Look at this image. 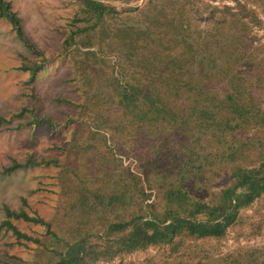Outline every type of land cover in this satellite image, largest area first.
Returning <instances> with one entry per match:
<instances>
[{
	"label": "trees",
	"instance_id": "trees-1",
	"mask_svg": "<svg viewBox=\"0 0 264 264\" xmlns=\"http://www.w3.org/2000/svg\"><path fill=\"white\" fill-rule=\"evenodd\" d=\"M131 1L80 0L71 21L85 24L68 30L61 49L81 56V80L90 82L85 107L87 103L98 107L103 101L108 108L120 106L127 122L138 127L127 131L130 134L152 132L142 130L147 123L176 125L174 129L182 133L174 137L178 159L141 157L138 170L123 166L118 155L123 151L100 129L106 121L100 111L92 116L95 126L87 127L85 138L71 140L63 160L32 152L23 160L13 158L0 173L59 164L57 198L50 216L33 208L25 196L18 208L4 205L0 230L9 231L15 243L25 248L28 240L34 243L28 264H97L149 245L169 244L176 249L184 237H221L239 210L264 194V137L246 134L250 128H264V95L251 90L248 79L249 72L264 67V57H256L264 50L253 27H264L256 8L242 0H234L236 5L207 1L204 7L209 10L202 15L203 0H145L142 5ZM115 2L128 5L119 9ZM123 11H134L136 17H119ZM198 15L211 20L206 33L212 46L205 34L194 33L191 22ZM0 17L9 21L26 45L42 53L24 30L11 0H0ZM94 44L107 54H98ZM41 60L20 65L31 70L29 81L41 68ZM216 84L222 86L215 89ZM106 86L113 87L111 95ZM56 99L70 101L63 96ZM26 111L33 115L30 122L44 118L59 124L25 105L11 117ZM10 121L0 114V126ZM208 143L212 148L205 149ZM248 148L256 151L257 163L238 161ZM216 158L232 161L229 182L213 200L194 195L187 181L203 174L205 163ZM167 171L172 172L170 181L163 177ZM152 195V201H146ZM15 219L39 223L44 229L31 234ZM253 258L255 249L248 254L249 264Z\"/></svg>",
	"mask_w": 264,
	"mask_h": 264
},
{
	"label": "rangeland",
	"instance_id": "rangeland-1",
	"mask_svg": "<svg viewBox=\"0 0 264 264\" xmlns=\"http://www.w3.org/2000/svg\"><path fill=\"white\" fill-rule=\"evenodd\" d=\"M11 1L22 17L24 30L42 53L26 45L16 36L9 21L0 17V114L11 118L9 124L0 126V168L11 162L13 158L23 160L30 152L45 157L54 156L58 161L63 160L67 151L71 149V140L74 138L83 140L88 131L87 127L95 126L92 116L96 111H100L106 118L100 129L108 133L110 140L115 141L123 151L122 154L118 153L122 156L123 166L138 170L137 160L141 157L151 160L153 157L164 156L169 158V162L178 159L176 148L179 146L174 137L177 138L182 133L174 129L176 125L154 126L147 123L142 130L148 131L147 129L150 128L152 132L130 134L127 131L138 130V127L127 122V116L121 113L120 106L113 105L108 108L104 101L100 102L98 107H92L88 103L86 107L84 106L90 82L85 83L81 80L84 70L81 56L76 53L73 56L71 49H67V52L61 49V43L68 30L75 25L85 24L84 21L74 23L71 21L73 14L79 10L80 0ZM144 1L132 0L129 4L142 5ZM203 1L200 6L203 10L202 15L209 10L204 7L207 1L236 5L234 0ZM242 1L256 8L258 17L264 25V0ZM115 4L119 9L128 5L121 2ZM233 8L237 10L236 6ZM126 15L136 17L134 11H123L119 17ZM199 15L191 22L194 33L199 36L205 34L211 44L212 38L206 33V27L211 20L200 19L202 15ZM116 26H121V23ZM253 27L258 33L259 40L264 43V27L257 24ZM81 35L84 34L79 36ZM106 43L105 40L103 45ZM92 48L97 49L98 54H107L101 53L99 44H94ZM104 49L105 47L103 51ZM263 51L256 57H264ZM74 57L76 58L73 59ZM39 60H41V68L35 78L29 81L31 70L21 69L20 65ZM248 79L253 85L251 90L264 95V67L261 71L249 72ZM219 85L216 84L215 89L222 86ZM104 88L111 95L113 87ZM57 96L67 97L70 101L57 100ZM23 105L33 107L39 115H47L59 124H49L44 118L30 122L33 115L27 111L20 116L11 117V112L18 111ZM18 122L22 124L17 128L15 125ZM111 123H114L113 127L109 126ZM246 134L264 137V128L253 127ZM206 148L212 146L208 143L205 145ZM258 159L256 151L248 148L238 161L250 165L257 163ZM164 162L163 159L160 160L162 165ZM231 163L232 161L224 159L218 161V158L205 163L203 174L200 173L194 181L193 178L187 181L191 192L207 200L215 199L219 189L229 182ZM58 168L57 163H42L0 173V221L6 216L4 205L18 208L23 204L24 196L42 215L50 216L57 198ZM157 168L161 170L160 167ZM169 172L171 171H167L163 176L167 181L171 180L168 178ZM153 198L152 195L146 201L151 202ZM15 222L21 229L34 235L44 229L41 224L31 221L15 219ZM15 240V236L9 231L0 230V264H28L34 256L31 250L34 243L28 240L29 246L25 248L15 243ZM253 249H255V259L253 258L254 261L250 263L264 264V194L241 208L236 221L228 226L221 237H184L176 249H172L169 244L149 245L116 256L109 261L100 260L97 264H249L248 254Z\"/></svg>",
	"mask_w": 264,
	"mask_h": 264
}]
</instances>
